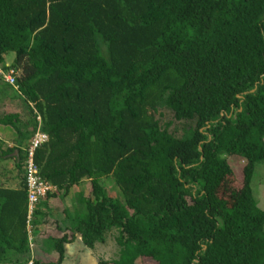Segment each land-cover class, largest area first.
<instances>
[{
    "label": "trees",
    "instance_id": "1",
    "mask_svg": "<svg viewBox=\"0 0 264 264\" xmlns=\"http://www.w3.org/2000/svg\"><path fill=\"white\" fill-rule=\"evenodd\" d=\"M0 69L31 107L17 143L35 130L32 109L47 136L40 177L60 197L89 182L65 229L88 249L114 233L113 258L98 264H264L250 189L264 164V0H0ZM227 157L242 161L240 187L215 212ZM21 174L19 191L0 189V264L29 258ZM48 242L47 264H60L70 240Z\"/></svg>",
    "mask_w": 264,
    "mask_h": 264
},
{
    "label": "crops",
    "instance_id": "2",
    "mask_svg": "<svg viewBox=\"0 0 264 264\" xmlns=\"http://www.w3.org/2000/svg\"><path fill=\"white\" fill-rule=\"evenodd\" d=\"M30 110V105L23 101L17 91H0V189L8 192L21 189L22 168L21 166L19 169L17 168L19 161L17 149H21L23 153L24 148L17 143L16 128L19 123L23 125L31 120ZM5 116L16 117L18 123L12 120L5 122L8 125L3 124ZM87 182V180H83L77 186L71 187L68 194L74 189L72 196L67 194L65 197H60L57 193L50 194L37 204L36 224L32 229L33 247L28 254L29 258L30 255L32 257V264L54 262L56 255L52 251L48 239L59 237L62 234L66 235L70 242L63 245L64 257L60 264H90L91 259L98 261L93 250L94 247L93 249L86 248L81 244L77 234L72 235L69 230L65 229V225L68 224V220L65 219L72 217L75 211L80 209L75 202L76 198L80 193L86 195L88 192V188L85 189ZM13 202L16 203L15 200ZM9 208L14 214L15 206L9 205ZM7 223H10V220ZM7 254L11 256L13 253L9 251Z\"/></svg>",
    "mask_w": 264,
    "mask_h": 264
},
{
    "label": "rangeland",
    "instance_id": "3",
    "mask_svg": "<svg viewBox=\"0 0 264 264\" xmlns=\"http://www.w3.org/2000/svg\"><path fill=\"white\" fill-rule=\"evenodd\" d=\"M100 49L103 53L104 46L100 43ZM3 63L6 66H9L13 59L12 53H7L3 55ZM0 91H15L3 83L2 80H0ZM264 141V139H263ZM226 161L230 167V175H227L223 182L220 184L219 188L216 191V198H215V206L213 211H220V210H230V207L232 206L234 199L236 198L237 191L240 187L241 182V168L242 163L239 162V160L236 157H227ZM100 184L104 185L107 193L111 196H114L118 199L120 198V193L116 186L113 184L112 179L110 177L102 178L100 181ZM89 189V182L85 185V189ZM250 189H251V195L256 203L257 207L264 212V164L263 163H256L253 167V175L250 181ZM72 189L71 193L68 194L72 196L73 194ZM69 198V197H68ZM264 232V227H263ZM114 233L110 234L106 242L104 244H96L94 246L95 254L98 258L102 259H110L113 258L115 252H116V245L113 240ZM135 264H155L150 259H140L136 261Z\"/></svg>",
    "mask_w": 264,
    "mask_h": 264
},
{
    "label": "built area",
    "instance_id": "4",
    "mask_svg": "<svg viewBox=\"0 0 264 264\" xmlns=\"http://www.w3.org/2000/svg\"><path fill=\"white\" fill-rule=\"evenodd\" d=\"M15 74V71L12 69H8L7 71H2V69H0L2 81L12 88H15ZM32 113L35 115L36 120L35 130L26 147H24V160L22 164L23 184L26 194L25 231L29 253L32 251L33 247L32 226L30 224L33 208L35 204L46 199L48 195L55 193V188L40 177L38 167L33 160L35 150L47 141V136L39 130V116L33 109ZM25 264H32L31 255Z\"/></svg>",
    "mask_w": 264,
    "mask_h": 264
},
{
    "label": "water",
    "instance_id": "5",
    "mask_svg": "<svg viewBox=\"0 0 264 264\" xmlns=\"http://www.w3.org/2000/svg\"><path fill=\"white\" fill-rule=\"evenodd\" d=\"M90 264H98V261L95 260V259H91V260H90Z\"/></svg>",
    "mask_w": 264,
    "mask_h": 264
}]
</instances>
